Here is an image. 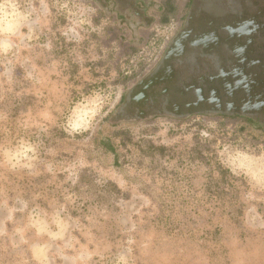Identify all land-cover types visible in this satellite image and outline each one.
<instances>
[{
  "label": "rangeland",
  "instance_id": "1",
  "mask_svg": "<svg viewBox=\"0 0 264 264\" xmlns=\"http://www.w3.org/2000/svg\"><path fill=\"white\" fill-rule=\"evenodd\" d=\"M174 25L0 0V264H264L262 124L120 112Z\"/></svg>",
  "mask_w": 264,
  "mask_h": 264
},
{
  "label": "flooded vegetation",
  "instance_id": "2",
  "mask_svg": "<svg viewBox=\"0 0 264 264\" xmlns=\"http://www.w3.org/2000/svg\"><path fill=\"white\" fill-rule=\"evenodd\" d=\"M98 2L114 6L135 28L162 25L166 12L175 15L165 25L175 22L166 47L125 93L121 114L131 120L243 114L264 127V0Z\"/></svg>",
  "mask_w": 264,
  "mask_h": 264
},
{
  "label": "trees",
  "instance_id": "3",
  "mask_svg": "<svg viewBox=\"0 0 264 264\" xmlns=\"http://www.w3.org/2000/svg\"><path fill=\"white\" fill-rule=\"evenodd\" d=\"M174 14V13H173ZM173 14H170L169 12H166L163 16H162V19L163 20H166V22H161L163 25H166V24H168L169 22H170V20L171 19H173L172 17H174L175 15H173ZM175 14H180V7H178L177 8V11H176V13ZM171 15V19L169 18L168 19V16H170Z\"/></svg>",
  "mask_w": 264,
  "mask_h": 264
},
{
  "label": "built area",
  "instance_id": "4",
  "mask_svg": "<svg viewBox=\"0 0 264 264\" xmlns=\"http://www.w3.org/2000/svg\"><path fill=\"white\" fill-rule=\"evenodd\" d=\"M167 39L165 40V45H164V47H163V50H164V48L166 47V45H167V43H168V41H169V39H168V37H166ZM163 50L160 52V54L157 56V58H156V61L160 58V55H161V53L163 52Z\"/></svg>",
  "mask_w": 264,
  "mask_h": 264
},
{
  "label": "snow or ice",
  "instance_id": "5",
  "mask_svg": "<svg viewBox=\"0 0 264 264\" xmlns=\"http://www.w3.org/2000/svg\"><path fill=\"white\" fill-rule=\"evenodd\" d=\"M248 31H249V32H251V31H252V29H248Z\"/></svg>",
  "mask_w": 264,
  "mask_h": 264
}]
</instances>
